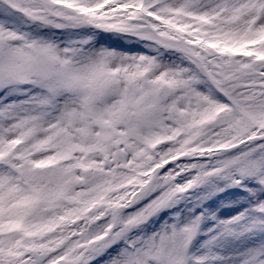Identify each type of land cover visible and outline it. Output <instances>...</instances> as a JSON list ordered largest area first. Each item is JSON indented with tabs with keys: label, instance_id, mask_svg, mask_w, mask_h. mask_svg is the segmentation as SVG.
<instances>
[{
	"label": "snow or ice",
	"instance_id": "obj_1",
	"mask_svg": "<svg viewBox=\"0 0 264 264\" xmlns=\"http://www.w3.org/2000/svg\"><path fill=\"white\" fill-rule=\"evenodd\" d=\"M0 264H264V0H0Z\"/></svg>",
	"mask_w": 264,
	"mask_h": 264
}]
</instances>
